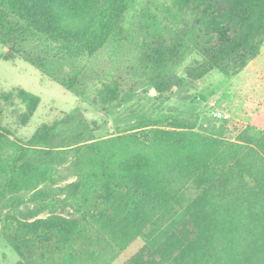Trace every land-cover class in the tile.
I'll use <instances>...</instances> for the list:
<instances>
[{"label": "rangeland", "instance_id": "374dc122", "mask_svg": "<svg viewBox=\"0 0 264 264\" xmlns=\"http://www.w3.org/2000/svg\"><path fill=\"white\" fill-rule=\"evenodd\" d=\"M219 8V0H69L66 10L72 25L107 36L97 53L80 60L85 78L82 87L73 91L44 75L22 54L7 60L9 47L0 43V130L10 141L33 149L34 138L44 135L80 137L95 131L89 142L77 147L71 142L61 144V150H78L77 158L70 157L75 165L82 161L77 168L53 166L39 187L13 191L12 201L0 204V264H129L143 248L155 250L179 227L183 211L156 232L150 227L146 236L121 247L111 234L118 228L114 213L98 200L101 180L77 183L79 176H87L83 171L88 167L86 171L95 169L99 177V167L108 161L95 157L97 144L122 133H140L131 127L142 116L163 121L198 115L194 132L216 137L224 145L211 161L215 168L200 181H188L184 192L191 199L212 181L219 185V193L228 191L223 176L227 166H235V154L242 153L238 147L245 145L248 128L264 132V46L237 75L228 67L227 75L215 73L200 82L175 85L184 70L202 58L201 46L216 40L213 27ZM180 31L186 33L183 56L168 66L160 65L155 52L161 49L169 57ZM162 82L174 86L161 94L157 87ZM107 85L117 89L118 100L106 112L95 101ZM21 89L40 98L32 115L18 94ZM216 112L228 114L229 120L214 118ZM157 128L172 130L165 124ZM254 134L249 132L250 137ZM104 150L111 152L108 146ZM243 170L247 173L248 166ZM30 176L17 178L27 181ZM90 197L91 203L84 205ZM76 201L82 205L76 206ZM106 212L110 217H102ZM74 219L79 220L78 228L64 235L55 234L48 224L28 227Z\"/></svg>", "mask_w": 264, "mask_h": 264}, {"label": "trees", "instance_id": "16d2710c", "mask_svg": "<svg viewBox=\"0 0 264 264\" xmlns=\"http://www.w3.org/2000/svg\"><path fill=\"white\" fill-rule=\"evenodd\" d=\"M219 3L213 27L216 40L201 46L202 58L184 70L176 86L186 81L200 82L215 73L225 74L228 67L232 75H237L260 55L264 46V0ZM68 4L69 0H0V43L9 47L7 60L22 54L44 75L73 91L82 87L85 78L80 60L97 53L107 36L72 25ZM185 38L184 31L176 33L170 56L158 49L156 61L168 66L182 57ZM173 86L162 82L157 90L164 94ZM116 90L109 85L101 89L96 104L107 112L118 100ZM18 94L32 115L40 98L23 89ZM199 121L198 115L163 121L142 116L138 125L131 127L140 133H122L97 144L95 157L108 160L99 167V177L95 169L86 171L89 167L83 171L87 176L78 177V184L87 179L101 180L98 200L114 213L118 228L111 234L121 247L146 236L150 227L156 232L184 212L179 227L163 243L155 250L143 248L129 264H264V132L248 128L244 146L230 145L242 153L235 154V166H227V176H223L227 192L219 193V185L212 181L189 199L184 192L187 182L200 181L209 174L215 168L211 161L221 154L224 145L216 137L195 133ZM161 124L172 130L157 128ZM250 131L254 136H249ZM93 133L86 131L80 137L40 135L34 138L33 149H27L18 147L0 130V204L12 201L13 191L39 187L53 166L70 164L71 169L77 168L82 161L75 165L76 160L70 157L77 158L78 150H61V144L71 142L77 147L89 142L88 136ZM106 146L110 153L104 150ZM247 166L246 173L243 169ZM26 174L33 178H17ZM91 198L84 205L90 204ZM81 205L76 201V206ZM107 216V212L102 214ZM78 221H44L28 227L48 224L55 234L64 235L78 228Z\"/></svg>", "mask_w": 264, "mask_h": 264}, {"label": "built area", "instance_id": "2783aa9c", "mask_svg": "<svg viewBox=\"0 0 264 264\" xmlns=\"http://www.w3.org/2000/svg\"><path fill=\"white\" fill-rule=\"evenodd\" d=\"M214 118L221 119V120H229L230 116L228 114H221L216 112L214 115Z\"/></svg>", "mask_w": 264, "mask_h": 264}]
</instances>
